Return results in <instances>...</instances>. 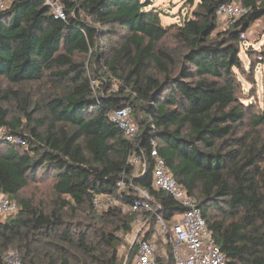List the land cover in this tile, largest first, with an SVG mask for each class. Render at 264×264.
I'll use <instances>...</instances> for the list:
<instances>
[{
    "label": "trees",
    "instance_id": "obj_1",
    "mask_svg": "<svg viewBox=\"0 0 264 264\" xmlns=\"http://www.w3.org/2000/svg\"><path fill=\"white\" fill-rule=\"evenodd\" d=\"M62 1L66 19L45 0H12L0 10V128L27 143L0 139V192L20 206L0 221V264L10 249L23 264H125L138 244L120 254L121 234L140 213L115 203L98 211L94 197L130 202L144 198L140 189L157 214L146 213L136 235L151 238L160 216L168 228L166 240L157 236V259L174 264L172 225L185 208L153 186L151 138L198 198L228 264H264V111L242 100L236 72L245 71L241 34L264 18V0H200L169 25L151 0ZM231 1L247 11L218 31L217 9ZM36 84L43 91L34 100V86L22 87ZM128 105L135 139L108 116ZM134 152L150 160L139 175L128 161ZM39 177L53 178V207L21 196Z\"/></svg>",
    "mask_w": 264,
    "mask_h": 264
},
{
    "label": "built area",
    "instance_id": "obj_2",
    "mask_svg": "<svg viewBox=\"0 0 264 264\" xmlns=\"http://www.w3.org/2000/svg\"><path fill=\"white\" fill-rule=\"evenodd\" d=\"M12 0H0V10L8 8ZM52 14L61 19H66L67 12L62 0H45ZM246 8L241 2L231 1L221 4L217 9L218 17H225L231 20V23L242 17L246 13ZM247 32L241 34L243 41L246 39ZM109 118L114 121L124 131L130 139L138 136V125L133 117L131 106H123L111 109L108 112ZM5 133V131H4ZM4 137L12 144L26 146L27 143L20 137L5 134ZM148 155L153 164V186L157 189H163L171 194L185 210L178 214L172 225V235L170 242L172 246L174 264H228L226 254L222 251L219 244L213 236L212 230L203 216L199 207V201L196 196L191 195L184 189L173 172L171 171L166 159L159 152V145L155 138L150 140V150ZM129 163L135 167L134 175H139L141 170L146 172L150 165V160L145 153L134 152L129 157ZM125 185V181L119 182L120 188ZM142 191L143 199H134L130 202H120L111 194L98 193L94 197V207L102 211L110 207L113 203L119 205L124 213H140L135 223L141 227L145 224L146 213L157 214L150 202L147 192ZM146 198V199H145ZM20 209L18 202L5 192H0V221L7 216L17 212ZM167 230V223L159 216L157 225ZM156 232L151 238H141L137 241V250L134 258L128 259L125 264H160L156 252L158 245L156 243ZM165 251V250H164ZM4 260L7 264H23L18 251L10 250L4 254Z\"/></svg>",
    "mask_w": 264,
    "mask_h": 264
},
{
    "label": "rangeland",
    "instance_id": "obj_3",
    "mask_svg": "<svg viewBox=\"0 0 264 264\" xmlns=\"http://www.w3.org/2000/svg\"><path fill=\"white\" fill-rule=\"evenodd\" d=\"M152 4L149 6L156 9L161 14L163 24L169 25L171 23H180L186 16L190 15L197 7L200 0H151ZM231 24V20L225 17L218 18V31H223ZM116 38V37H115ZM117 39V38H116ZM167 45L174 47L176 42L169 39L165 42ZM245 71L236 70L239 79L242 83V100L253 106L257 111H264V18L255 22L247 31L246 39L243 41V48L240 54ZM77 60H81L82 56L77 55ZM92 77V83L98 85L99 80ZM120 82L114 79L113 88L118 89ZM11 85L7 81H3V87L8 88ZM34 86V87H33ZM35 90L34 100L42 95L43 89L36 85H26L22 89ZM53 88H51L52 90ZM48 92V87H45ZM17 99H14L11 104L13 114H20L18 110ZM41 114L36 113V116ZM5 131V133H4ZM8 132L6 128H0V139ZM52 177H39L32 180L28 187L24 189L21 196L26 199H31L35 205L44 203L47 206H54L56 194L52 188ZM142 193V191H139ZM175 218V216H174ZM141 228L139 223H135L134 230L128 234H121L124 242L119 247L120 254L127 253L131 244L136 240V233ZM149 228V227H148ZM166 229L162 226L156 227V236L160 235L166 240ZM11 250V249H10ZM8 250V251H10ZM14 250V249H12ZM8 251L6 253H8ZM16 251V250H15ZM5 253V254H6Z\"/></svg>",
    "mask_w": 264,
    "mask_h": 264
},
{
    "label": "water",
    "instance_id": "obj_4",
    "mask_svg": "<svg viewBox=\"0 0 264 264\" xmlns=\"http://www.w3.org/2000/svg\"><path fill=\"white\" fill-rule=\"evenodd\" d=\"M47 7H49L48 5H46Z\"/></svg>",
    "mask_w": 264,
    "mask_h": 264
}]
</instances>
